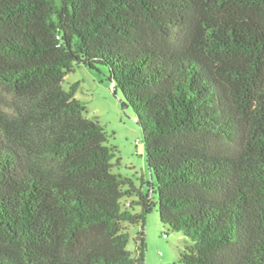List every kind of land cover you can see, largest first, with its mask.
Listing matches in <instances>:
<instances>
[{
    "label": "trees",
    "instance_id": "1",
    "mask_svg": "<svg viewBox=\"0 0 264 264\" xmlns=\"http://www.w3.org/2000/svg\"><path fill=\"white\" fill-rule=\"evenodd\" d=\"M75 64L136 112L157 202L64 88ZM156 203L181 264H264V0H0V264H146Z\"/></svg>",
    "mask_w": 264,
    "mask_h": 264
},
{
    "label": "rangeland",
    "instance_id": "2",
    "mask_svg": "<svg viewBox=\"0 0 264 264\" xmlns=\"http://www.w3.org/2000/svg\"><path fill=\"white\" fill-rule=\"evenodd\" d=\"M65 89L74 88L75 98L87 106L85 116L98 119L106 128L109 144L117 148L113 159L114 172L130 178L143 193L158 201L157 181L151 173L146 157L144 135L134 109L125 105V97L120 88L109 79L107 67L99 65L92 69L83 64H75L73 71L65 76ZM10 100L4 97L6 107ZM137 197H126L123 203L129 206ZM140 206L135 207L139 212ZM140 225H130L128 249L135 251L136 234ZM147 262L146 264H181L178 259L191 241L182 232L173 231L160 220L158 203L153 207L146 221Z\"/></svg>",
    "mask_w": 264,
    "mask_h": 264
}]
</instances>
